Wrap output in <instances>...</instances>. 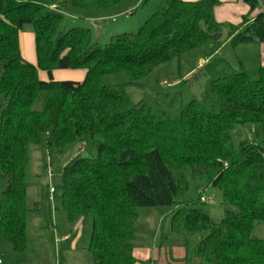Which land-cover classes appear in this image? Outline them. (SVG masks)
<instances>
[{
  "label": "trees",
  "instance_id": "1",
  "mask_svg": "<svg viewBox=\"0 0 264 264\" xmlns=\"http://www.w3.org/2000/svg\"><path fill=\"white\" fill-rule=\"evenodd\" d=\"M136 34L114 35L107 45L85 28L62 31L68 9L106 11L123 0H0V232L17 254L29 248L27 191L30 148L45 139L50 165L61 175L55 200L72 224L93 216L92 264H137L136 223L142 208L173 207L171 228L199 264H264V68L253 80L240 72L219 78L213 114L197 101L172 116L131 101L124 86L104 87L108 75L127 74L130 85L180 62L199 47L219 44L218 0H162ZM250 14L229 26L230 46L264 43L260 0H243ZM258 14L250 18L253 14ZM32 26L37 66L21 56L20 32ZM86 69L83 82H55V70ZM47 72L42 81L39 72ZM2 102V104H1ZM255 129L236 143V129ZM84 154L63 164L77 146ZM194 182L221 193L220 222L185 199ZM148 264V263H143Z\"/></svg>",
  "mask_w": 264,
  "mask_h": 264
},
{
  "label": "rangeland",
  "instance_id": "2",
  "mask_svg": "<svg viewBox=\"0 0 264 264\" xmlns=\"http://www.w3.org/2000/svg\"><path fill=\"white\" fill-rule=\"evenodd\" d=\"M264 3V0H261ZM162 0H123L118 6L105 12L68 9L62 31L73 28H85L93 32L94 41L102 46L108 44L114 35L136 34L143 24L155 13L164 8ZM128 15V17L126 16ZM100 18L98 21L93 19ZM23 35H34L33 27L26 26ZM231 31L223 25L222 40L219 44H209L186 53L180 62H173L155 71L142 82V88L130 85L127 74L108 75L101 83L104 87L124 86L127 95L135 104L141 102L157 110H165L172 116L179 114L180 104L187 105L197 101L213 114L220 113V106L212 92L215 80L240 72V58L230 46ZM228 42V43H227ZM227 43V44H226ZM226 44L223 49L222 45ZM23 59L34 55V43L27 48L22 40ZM239 51V50H238ZM33 58V57H32ZM202 61H208L199 67ZM253 80H259V70H246ZM86 69L78 71L55 70L54 76L65 81L78 80ZM41 80H49L40 74ZM165 83H168L165 84ZM2 104V102H1ZM1 122V111H0ZM255 129H236V143L245 138L254 139ZM84 146L77 145L67 154L62 163L70 162L79 153L84 154ZM51 166L45 139L30 148L28 171L29 188L27 191V237L29 248L24 254H17L0 232V257L5 264H92L89 248L93 230V216L86 215L72 224L64 210L51 199V188H56L61 175ZM190 189L185 196L189 202H198L204 195L208 203L202 207L210 211L212 219L220 222L224 215L221 193L209 185L207 180L194 182L191 173H187ZM7 189V183L0 181L1 195ZM173 207L142 208L136 223V250L139 261L147 258L153 264H199L194 257V245L188 251L183 248L182 239L171 228ZM252 237L264 240V224L254 226Z\"/></svg>",
  "mask_w": 264,
  "mask_h": 264
},
{
  "label": "crops",
  "instance_id": "3",
  "mask_svg": "<svg viewBox=\"0 0 264 264\" xmlns=\"http://www.w3.org/2000/svg\"><path fill=\"white\" fill-rule=\"evenodd\" d=\"M183 2H191V3H196L202 0H181ZM219 5L215 8L214 14H215V19L217 23L221 25H227V26H238L241 24L242 20L244 17H248L250 14V8L248 5H246L243 0H218ZM261 11H264V3L261 1ZM107 11V10H106ZM96 12V11H94ZM99 12V11H97ZM100 12H105V11H100ZM258 14L255 13L250 18H254ZM100 18H95L93 19L94 21H98ZM34 34V31H33ZM20 49H21V56L23 58V51H22V40L25 41V45L27 48H31V43L33 41L34 43V56L29 55V60L26 61L31 65L37 66V54H36V42H35V34L32 36L30 34H25L22 36L20 32ZM228 43V42H227ZM226 43V44H227ZM226 44L222 45L220 49H223ZM235 50V55H237L238 58H240V62L242 64V69L249 75V73L246 71L247 69H255V70H260L261 68H264V43H251V44H241L238 45L234 48ZM239 50V51H238ZM33 57V58H32ZM68 71H78V70H68ZM40 74H44L47 76V78L50 80L49 75L47 72L40 71L39 72V78ZM86 73L84 75H80L78 80L70 81V82H83ZM250 76V75H249ZM52 78L55 82H68L65 80H62L61 78H56L54 76V72L52 75ZM41 80V78H40ZM49 80H42V81H49ZM135 256L138 260V255H137V250L135 253ZM0 259H2L0 257ZM3 260V259H2ZM140 264L143 263H148V264H153V260L147 258L145 260L139 261ZM4 263V261H3ZM5 264V263H4Z\"/></svg>",
  "mask_w": 264,
  "mask_h": 264
},
{
  "label": "built area",
  "instance_id": "4",
  "mask_svg": "<svg viewBox=\"0 0 264 264\" xmlns=\"http://www.w3.org/2000/svg\"><path fill=\"white\" fill-rule=\"evenodd\" d=\"M126 16L128 17V15H126ZM207 64H208V61H202V62L200 63V65H199V67H200V68H201V67H204V66H206ZM165 84L168 85V83H165ZM54 193H55L54 188H51V199H53V195H54ZM201 202H202L203 204H206V203H208V199H207L204 195H202V197H201ZM0 264H4L2 259H0Z\"/></svg>",
  "mask_w": 264,
  "mask_h": 264
}]
</instances>
